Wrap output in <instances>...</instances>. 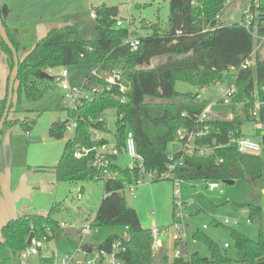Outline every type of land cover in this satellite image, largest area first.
Masks as SVG:
<instances>
[{
	"label": "trees",
	"instance_id": "obj_1",
	"mask_svg": "<svg viewBox=\"0 0 264 264\" xmlns=\"http://www.w3.org/2000/svg\"><path fill=\"white\" fill-rule=\"evenodd\" d=\"M254 1L251 0L249 6L256 22L254 18L249 28L244 25V17L242 23L231 25H223L220 19H215L225 0H168L169 14L165 27L152 24L145 28L149 31L145 36L132 29L133 19L130 20L132 23L125 20L120 17L117 7L106 5L93 11L95 38H86L77 23L49 29L19 60L13 94L16 92L20 96L23 93L29 100H38L45 93L36 82L50 81L39 77L46 68L80 65L97 68L98 73L121 71L129 87L126 102L120 103L115 88L106 92L101 79L86 74L82 88L103 90L96 93L91 101L80 100L75 109L64 107L65 120L53 123L48 132L50 137L62 139L66 125L71 120L77 121V127L54 169L57 180L100 181L96 178L98 172L91 165L92 155L76 159L74 152L92 147L91 129L107 132L104 121L97 120L104 117L107 110H114V141L119 153L123 152L125 132L132 131L136 150L148 172L161 175L166 171L169 162L167 147L174 142L180 143L179 132H191L207 126L208 130L195 144L211 148V152L205 157L188 156L181 150L173 152L174 159L183 157V164L173 170V178L208 182L241 181L252 191L260 182L264 183V139L263 153L259 157L240 155L235 145V141L243 137L241 127L245 122L258 119L264 125V106L259 110L258 118L250 116L255 103L264 102V58L256 53L253 64L240 69L259 42L252 35L253 31L258 37L264 36V0ZM117 19H121L124 25L116 27ZM3 25L9 41L18 51L17 42L5 22ZM131 38L139 40L136 50L125 43ZM0 50L5 54L11 71L12 55L1 37ZM155 58H161V62L151 67ZM230 78H233L235 93L229 105L224 106L219 101L213 109L225 116L199 122L198 118L207 104L198 100V91ZM8 81L5 94L0 99V118L6 103ZM176 82L188 83L197 89V93H187L184 103L175 104L173 99L179 96L175 91ZM89 117L91 121H88ZM9 122L6 119L4 124ZM21 122L26 124L25 120ZM101 142L105 141L101 140L98 144ZM110 162L109 170L115 178L103 181L104 196L90 227L116 226L122 229V234L108 236L97 246L88 245L90 251H109L113 242L126 236L128 240L123 242L125 251L120 255L125 264H186V258L169 261L162 256L158 261L154 260L150 231L141 226L137 212L126 205L122 193L126 186L135 184L139 175L136 170L119 167L118 157H113ZM155 181L158 180L151 182ZM243 206L248 208L250 219L259 225V235L253 241L239 232H231L236 250L235 261L224 256L217 244L199 231L192 234L194 241L205 244L213 264H264L261 209L253 201L245 202ZM56 208L52 207L45 216L23 215L8 221L1 228L0 253L7 249L17 256L26 248L31 232L36 238H45V241L57 233L62 234L59 223L51 215ZM187 261L203 264L207 258L193 253Z\"/></svg>",
	"mask_w": 264,
	"mask_h": 264
},
{
	"label": "rangeland",
	"instance_id": "obj_2",
	"mask_svg": "<svg viewBox=\"0 0 264 264\" xmlns=\"http://www.w3.org/2000/svg\"><path fill=\"white\" fill-rule=\"evenodd\" d=\"M250 2L251 0H225L219 13L222 24L242 23ZM101 5L117 7L120 17L129 21L133 19L132 29H136L141 36L149 33L145 28L152 24L157 23L164 28L169 14L168 0H0V11L4 13L5 25L18 44V60H22L35 43L54 27L77 23L86 38H95L94 21L90 13ZM254 18L256 22V16ZM258 54L264 58V48ZM5 57L0 50V82L4 79L1 98L5 94L10 74ZM160 62L161 58L153 59L152 67ZM67 70L69 74L66 81L70 85L81 87L84 77L92 67L80 65ZM232 84L233 78L212 84L198 91V100L207 105L217 103L223 96L221 90ZM36 85L44 91V96L38 100H29L23 93L18 96L15 92L7 116V120L11 122L4 124L0 130V234L1 228L8 221L23 215L44 216L55 206L57 208L51 215L59 224L66 225L62 230H80L84 226H90L104 196L103 181L69 182L59 181L55 177L54 169L72 134L65 133L62 139H55L48 132L57 120H65L66 113L63 108L68 106V101L61 97L57 83L37 81ZM175 91L179 94L173 99L175 104L184 103L185 94L197 93L195 87L184 82H176ZM209 116L225 115L214 110ZM103 118L107 130L106 138L112 143L116 132L115 111L107 110ZM23 120L28 127L22 124ZM241 132L262 145L264 125L258 119L245 122ZM178 149L180 144L177 142L167 147L169 155ZM130 162L123 154L118 157L121 168H128ZM146 180L147 182L143 178V182L135 186L133 194L124 192L123 196L126 205L137 212L144 229L169 228L167 234L161 238L163 248L153 249L155 261L162 256H166L169 261L173 259L175 246L170 228L174 220L183 226L185 258L198 253L207 258V262L203 264H213L205 244L192 239V234L199 231L217 244L224 256L235 261L236 250L231 232H239L253 241L259 235V225L250 219L248 208L243 206L245 202L253 201L260 207L264 239L263 182L257 185L255 191L241 181H235L232 185L217 182L219 189L212 191L207 188L211 181L181 180L178 186L179 195L175 196L172 181ZM43 184L52 188L43 191ZM79 188L81 200L76 197ZM115 234H122V229L116 226L93 228L90 235H81L80 238L78 236L77 242L71 236L57 233L52 239L43 242L38 255L27 256L22 251L16 256L6 249L0 253V263L60 264L63 257L69 254H75L77 260H82V245L97 246L105 238ZM77 250L79 252L74 253Z\"/></svg>",
	"mask_w": 264,
	"mask_h": 264
},
{
	"label": "built area",
	"instance_id": "obj_3",
	"mask_svg": "<svg viewBox=\"0 0 264 264\" xmlns=\"http://www.w3.org/2000/svg\"><path fill=\"white\" fill-rule=\"evenodd\" d=\"M244 19V25L249 28L251 23L254 20V14L251 11L250 6L245 11V14L243 15ZM90 17L94 18V12L90 13ZM215 19H219V15L215 16ZM124 25V22L121 19H117L115 22L116 27H121ZM252 35L254 38L259 41L258 44L255 46L254 51L252 54L240 65V69H246L250 65L253 64L254 56L256 53L262 50L264 48V36L258 37L253 31ZM132 50H136L139 45V40L136 38L128 39L125 42ZM152 67V64H151ZM44 73H46L48 76L52 77V81L57 83L59 85V89L61 90V97L64 100L68 101L67 108L75 109L77 104L80 102V100H87L91 101L93 99V96L98 93L100 90L110 92L112 88H115L118 91V99L120 103H125L127 100V95L129 93V87L124 79L123 73L121 71H112L111 73H98V69L94 68L89 73L91 76L96 77L98 79H101L105 87L103 89L100 88H90V90H86L81 87H77L74 85H70L66 79L68 77V70L67 67H58V68H46ZM223 93L222 99L220 100L222 105L226 106L229 105L230 99L235 93V86L234 83L232 85L227 86L225 89L221 90ZM107 94V93H106ZM218 103H213L211 105H207L206 108L203 110L201 115L199 116V122L203 123V121L208 120L211 118L209 116V113H213L214 107ZM264 106V102H256L254 105V108L252 111H250V116L252 118H258L259 117V110L261 107ZM92 119L89 117L88 121H91ZM104 118L100 117L98 118L97 122H103ZM77 127V121L71 120L65 127V133H73L74 130ZM208 130L207 126H204L202 129H197L191 132H179L180 137V149L182 153L188 156H196V157H205L208 153L211 152V148H205L200 147L195 144V141L197 139H200L202 135L205 133V131ZM90 141L93 144L91 148H81L74 152V157L76 159H81L92 155L91 165L96 171L98 172V176L96 177L97 180L100 181H106V180H113L115 178V174L111 173L109 170L110 167V161L113 157H119L121 154L119 153V150L116 146V142L113 141L112 143L109 142V139L106 138V133L103 131L93 130L90 131ZM101 140H104L105 142H100ZM236 150L240 155H247V156H253V157H259L263 153L262 145L254 142L253 140L241 137L237 141H235ZM177 150V151H178ZM122 154L130 159V165L128 169L136 170L139 178L135 182L134 185L126 186L122 193L128 192L130 194H133L134 188L136 185L141 184L144 181L147 182L146 179L153 181V180H170L174 184V195H179L178 186L181 180L175 179L172 176L173 170L176 167H180L183 162L182 158L174 159L173 153L169 155L168 157V165L167 169L164 173L161 175H157L154 172H148L145 170L143 166V159L140 154H138L136 150V143L134 139V135L132 131L127 130L124 135L123 139V152ZM221 162V161H220ZM207 188L209 190H217L219 189V186L217 184V181H211L207 184ZM77 199L81 200V193L80 190L77 191ZM176 200V198H175ZM179 218V217H178ZM177 218V219H178ZM224 223H226V220H224ZM181 223L178 221H175L171 225V231L173 232L171 239L173 244L177 243V246L174 248V254L173 259H179V258H185V254L183 255L180 250V245L182 244V236H183V226L181 227ZM59 227L61 229L65 228L64 224H59ZM93 228L90 226H84L80 229L79 234L82 236H87L91 234ZM125 231L128 230L127 227L124 228ZM151 241H152V249L158 250L163 248V243L161 238H163L167 232L169 231V228L167 229H158L156 227L149 229ZM125 240H128V238L125 236L122 239L113 242L110 246V250H93L89 252H85L82 249L80 251L83 253V259L77 260L75 258V254H69L61 260L60 264H125L124 261L120 258V255L125 251L123 242ZM45 241V238H36L33 236V238L30 241V245L26 246V248L23 250V253H25L27 256H36L38 255L40 249L42 248V244ZM184 245V244H183ZM227 248V245L224 246ZM79 250L75 251L74 253H78ZM22 253V254H23ZM20 264H25L24 262H21ZM186 264H190L187 261L186 258Z\"/></svg>",
	"mask_w": 264,
	"mask_h": 264
},
{
	"label": "water",
	"instance_id": "obj_4",
	"mask_svg": "<svg viewBox=\"0 0 264 264\" xmlns=\"http://www.w3.org/2000/svg\"><path fill=\"white\" fill-rule=\"evenodd\" d=\"M5 20V15L4 13L2 14V12H0V37L2 39V41L5 43V45L7 46V48L9 49L11 55H12V60H13V66L12 69L10 71L9 74V82H8V89H7V98H6V103H5V107L2 113V116L0 118V130L2 128V126L4 125L8 113H9V109H10V105H11V101H12V97H13V87H14V82L18 73V66H19V60H18V55H17V51L15 50V48L13 47L12 43L9 41L6 32H5V28L3 25V22ZM39 77L41 79H45V80H52V77L48 76L46 73L42 72ZM224 184H228V185H232L234 183V181H224ZM48 185H43V191H46L48 189ZM63 234L64 235H68L73 237L77 242H79L78 239V234H79V230H74L71 228H66L63 230ZM33 233L31 232L28 235L27 241H26V245L29 246L30 245V241L33 238ZM81 249L85 252H89L90 248L87 245H82ZM180 250L181 253L184 255L185 251H184V245L181 244L180 245Z\"/></svg>",
	"mask_w": 264,
	"mask_h": 264
},
{
	"label": "crops",
	"instance_id": "obj_5",
	"mask_svg": "<svg viewBox=\"0 0 264 264\" xmlns=\"http://www.w3.org/2000/svg\"><path fill=\"white\" fill-rule=\"evenodd\" d=\"M5 11V10H4ZM219 19L221 20L222 18L221 17H219ZM4 22H5V20H4ZM258 53H261V51H259ZM257 53V54H258ZM5 59H6V62H7V58L5 57ZM8 64V63H7ZM92 69H94V68H92ZM83 82V81H82ZM3 88H4V79H3V81L1 80V82H0V99H1V97H2V94H3ZM58 121V120H57ZM243 137H246L247 138V136H245V135H243ZM263 139H264V136H262V142H263ZM44 185V184H43ZM49 187V186H48ZM49 188H52L51 186L49 187ZM81 188H79L78 190H80ZM77 190V191H78ZM262 192L264 193V188L262 189ZM80 193H81V190H80ZM76 197H77V195H76ZM82 199V198H81ZM48 213V212H47ZM47 213H45V215L47 214ZM44 215V216H45ZM60 224H64V223H60ZM65 225V224H64ZM185 227H187V225H184ZM65 227H66V225H65ZM81 229V228H80ZM80 231V230H79ZM241 234V233H240ZM78 236H79V238L81 237V235L80 234H78ZM88 246V245H87ZM90 246V245H89ZM225 246V245H224ZM184 251H185V247H184ZM39 254V253H38ZM185 254H186V251H185Z\"/></svg>",
	"mask_w": 264,
	"mask_h": 264
}]
</instances>
